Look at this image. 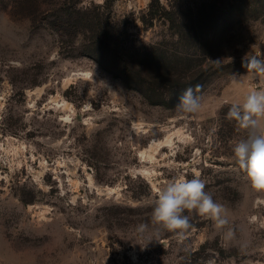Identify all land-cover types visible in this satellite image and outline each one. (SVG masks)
<instances>
[{
	"label": "rangeland",
	"instance_id": "1",
	"mask_svg": "<svg viewBox=\"0 0 264 264\" xmlns=\"http://www.w3.org/2000/svg\"><path fill=\"white\" fill-rule=\"evenodd\" d=\"M152 1L0 0V264H264V188L235 163L245 133L226 119L264 89V75L241 67L244 53L264 58V0ZM206 2L217 11L195 33L165 15L185 24ZM91 18L167 70L177 56L203 63L201 109H177L178 89L167 90L178 80L160 79L155 98L123 82L88 47ZM196 172L234 237L193 212L183 240L148 242L137 228L150 225L157 189Z\"/></svg>",
	"mask_w": 264,
	"mask_h": 264
},
{
	"label": "clouds",
	"instance_id": "2",
	"mask_svg": "<svg viewBox=\"0 0 264 264\" xmlns=\"http://www.w3.org/2000/svg\"><path fill=\"white\" fill-rule=\"evenodd\" d=\"M241 67L247 72L264 75V58L244 53ZM237 75L234 73L233 79ZM202 87L196 84L186 88L178 97L177 109L183 113H197L202 106ZM226 119L245 133L244 138L232 148L235 163L246 174L252 187L264 188V89L249 92L242 103H233L226 113ZM205 188L200 173L196 172L191 179L180 178L157 189L151 206L150 225L142 223L137 231L141 235L149 234L148 242L161 232L174 233L183 240L192 227L189 214L195 212L211 220L217 229H227L223 238L231 240L234 231L228 227V209L216 202Z\"/></svg>",
	"mask_w": 264,
	"mask_h": 264
},
{
	"label": "trees",
	"instance_id": "3",
	"mask_svg": "<svg viewBox=\"0 0 264 264\" xmlns=\"http://www.w3.org/2000/svg\"><path fill=\"white\" fill-rule=\"evenodd\" d=\"M152 2H155L152 1ZM158 2V0H156ZM203 9L197 8L193 10L189 8L190 16L185 19L187 22L185 24L180 21L171 11H166L165 7H162L165 10L166 17L171 20V24L174 29H182L187 27V30L191 33L197 32L196 25L197 23H202L212 18L217 11L216 3H205L203 4ZM71 14V13H70ZM91 18V33L92 36L89 39L90 45L88 46L91 49L99 51V53H107L110 59L117 65L116 70L119 72V78L126 81H132L137 87L136 90L142 95L147 96L148 98H155L156 96H163V93L160 91V79L163 81L169 79L168 86H170L171 81L182 82V85L178 88L177 85L173 86L174 88H165L167 91H175V95L182 94V92L188 88L193 87L196 84L204 85L207 83V78L209 76L206 74L205 68L202 64L196 66L193 64H181L180 60L183 59L181 56L173 58V61L178 64L177 71L167 70L165 67V62L162 61V58L154 52L141 53L139 51L129 50L126 46L121 45L118 39L114 40L112 36V29L109 27L98 26ZM195 35V34H194ZM213 39V38H212ZM211 39V40H212ZM201 40L207 43L209 42V37H201ZM160 54V53H159ZM156 55V56H155ZM181 58V59H180ZM158 61V63H156ZM185 63V62H182ZM184 65V66H183ZM207 75V77H206ZM204 83V84H202ZM204 89V88H203ZM162 98V97H161ZM165 102V99L162 98ZM177 100V98H176ZM178 101V100H177ZM158 103H160L158 101ZM178 103V102H177Z\"/></svg>",
	"mask_w": 264,
	"mask_h": 264
}]
</instances>
